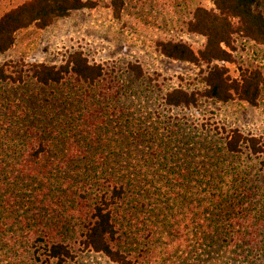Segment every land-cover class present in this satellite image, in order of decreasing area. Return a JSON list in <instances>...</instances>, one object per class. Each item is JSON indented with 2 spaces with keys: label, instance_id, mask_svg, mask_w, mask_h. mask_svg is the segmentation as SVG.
<instances>
[{
  "label": "rangeland",
  "instance_id": "obj_1",
  "mask_svg": "<svg viewBox=\"0 0 264 264\" xmlns=\"http://www.w3.org/2000/svg\"><path fill=\"white\" fill-rule=\"evenodd\" d=\"M23 1L0 0V16ZM96 1L94 10L76 11L43 30L20 31L0 54V64L59 66L79 51L103 68L93 85L68 78L44 87L30 77L0 84V264H32L8 246L28 237L20 230L25 219L34 225L31 236L55 230L54 239L73 251L72 264H115L78 244L95 203L92 179L102 176L125 185V206L116 219L126 221L118 224L115 243L132 261L145 264L165 252L168 240L148 232L156 231L151 224H172L178 227L168 231L175 232L174 264H185L186 255L189 264H232L227 243L235 231L246 241L243 247H253L244 264H264V152L231 156L223 148L227 132L238 129L264 149V84L256 107L163 103L174 88L203 90L206 67L167 59L153 43L201 47L204 40L186 33L185 23L194 8H210L212 0H124L119 19L109 0ZM235 46V63L224 65L229 73L237 77L242 69L258 68L264 79V48L241 39ZM130 65L143 76L137 79ZM39 150L38 158L32 156ZM210 247L213 253L205 254ZM243 258L235 255V264Z\"/></svg>",
  "mask_w": 264,
  "mask_h": 264
},
{
  "label": "trees",
  "instance_id": "obj_2",
  "mask_svg": "<svg viewBox=\"0 0 264 264\" xmlns=\"http://www.w3.org/2000/svg\"><path fill=\"white\" fill-rule=\"evenodd\" d=\"M97 6L96 0H25L0 16V54L11 49L16 34L22 30L29 27L43 30L56 20L66 18L76 11H91ZM108 7L112 17L119 19L124 0H109ZM185 31L201 37L204 40L203 45L194 48L182 41L156 40L153 47L158 54L172 61L197 67L205 66V72L200 73V83L204 88L191 91L180 87L174 88L164 95V105L170 108H191L202 100H208L221 104L238 102L256 107L264 84L260 69H242L237 77H233L224 65L235 63L237 39L264 48V0H212L210 8L204 6L194 8L191 18L185 23ZM129 69L137 79L143 76L139 66L130 65ZM102 75V66L89 63L79 51L69 53L59 66L23 61L0 64V84H21L26 77H30L44 87L62 84L68 78L85 85H93ZM223 148L225 153L231 156L242 154L244 151L251 156H259L264 152L258 138L246 136L238 129H230L227 132ZM40 150L31 153L32 156L38 158ZM119 180V177L110 176L92 179V187L96 190L95 203L90 210L88 221L83 225L84 231L78 243L79 250L100 254L115 264H138L124 255L115 243L119 232L118 224L122 225L126 221V218L123 219L121 216L116 219L122 206H125L123 203L127 194L124 183ZM25 221L28 223L22 224L20 230L22 235L28 237H22L19 242L8 246H16V253L19 252L21 257L31 260L32 264H72L75 255L61 238L54 239L55 230L45 228L41 232L37 230L38 233L31 236L34 225L29 223L28 219ZM144 224L145 227L149 225ZM150 228L156 230L148 232L152 239L164 238L169 243L165 244V252L152 253L156 258L147 260L145 264H174L177 255V244L173 241L175 232L170 234L168 231L176 230L178 227L172 224L167 226L151 224ZM154 233L157 236H154ZM239 233L240 231H235L227 243L232 264H235V255L244 256V264L253 250L250 244L243 247L246 241L239 237ZM241 233L244 234L243 231ZM35 235L36 238H33ZM186 241L185 250L188 252L191 245L188 239ZM238 250L242 254H237ZM184 252L182 251V256H179L180 259H183ZM210 253H213L211 247L209 251H205L207 255ZM185 264H189L187 255Z\"/></svg>",
  "mask_w": 264,
  "mask_h": 264
}]
</instances>
